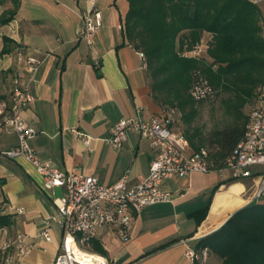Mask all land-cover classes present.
Instances as JSON below:
<instances>
[{
  "label": "crops",
  "instance_id": "obj_1",
  "mask_svg": "<svg viewBox=\"0 0 264 264\" xmlns=\"http://www.w3.org/2000/svg\"><path fill=\"white\" fill-rule=\"evenodd\" d=\"M9 5L7 0L0 9ZM94 5L102 24L89 45L79 36L89 0H19L12 34L0 37V101L9 99L15 49L22 47L38 60L34 72H21L22 84L32 95L22 116L36 131L31 142L37 154L65 171L95 175L104 184L128 173L133 184L148 173L155 150L134 131L114 149L108 142L110 129L122 116L138 112L146 118L162 108L150 92L145 55L124 36L127 0H94ZM256 5L264 15V0ZM76 131L91 136L90 150ZM16 144V133L0 127V264H53L63 234L61 216L34 165L5 154ZM261 169L253 166L250 176L239 178L227 169L167 180L163 188L183 195L146 205L134 216L127 241L101 227L93 242L104 255L92 244L89 249L108 264H193L187 249L252 201ZM54 192L61 195L63 188ZM46 227L50 240L40 236ZM17 233L33 243L23 256L14 245L5 247ZM201 264L219 260L209 255Z\"/></svg>",
  "mask_w": 264,
  "mask_h": 264
},
{
  "label": "trees",
  "instance_id": "obj_2",
  "mask_svg": "<svg viewBox=\"0 0 264 264\" xmlns=\"http://www.w3.org/2000/svg\"><path fill=\"white\" fill-rule=\"evenodd\" d=\"M6 1L0 0V8ZM9 1L8 7L0 9V25L16 14L19 0ZM127 2L122 20L124 36L145 55L153 99L162 110L171 108L175 112L176 108L185 128L173 129L186 136L192 150L207 148L215 169L224 168L244 133L249 114L243 107L255 96L256 88L264 85V15L249 0ZM199 42L205 44L201 57L182 55ZM198 75L208 80L213 94L226 95L222 101L233 115L230 122L208 133L193 124L202 100L193 99L189 87ZM172 120L173 124L174 117ZM91 246L104 255L95 242ZM204 248L219 264H264V201L249 202L230 214L220 227L199 238L194 249Z\"/></svg>",
  "mask_w": 264,
  "mask_h": 264
},
{
  "label": "built area",
  "instance_id": "obj_3",
  "mask_svg": "<svg viewBox=\"0 0 264 264\" xmlns=\"http://www.w3.org/2000/svg\"><path fill=\"white\" fill-rule=\"evenodd\" d=\"M258 4L260 0H249ZM1 13V11H0ZM101 12L89 0L88 9L82 15L79 36L92 45L101 28ZM0 27V37L12 34V21ZM205 44L197 43L191 51L182 55L201 57ZM15 74L8 100L0 101V127L11 129L17 135V144L5 152L8 157H23L34 165L43 178V187L50 191L53 203L61 216L63 228L60 248L53 264H108L105 257L93 252L88 247L92 244L101 227L116 231L121 241L130 237L133 218L146 205L172 201L183 195L181 191H170L163 188V183L174 178L188 179L192 173L230 170L232 177H247L252 174L253 166H260L259 183L254 191L252 201H264V86L258 92L257 101L252 106L243 130L242 139L238 142L233 154L227 158L226 166L215 169L213 161L208 159V149L190 150L186 136L171 126L174 111L170 109L141 117L138 112L131 116H122L110 129L108 142L114 149L122 147L127 140L128 131L139 133L148 139L155 150L149 165L148 173L140 181L130 184L128 173H124L110 184L102 183L95 175L79 171H65L48 159L40 157L32 145L35 129L22 116L23 107L32 99V95L22 84L21 72H34L38 60L16 47ZM189 94L195 100H203L213 95V89L205 77L196 76ZM87 149H91V136L76 131ZM190 186V182H187ZM62 187L63 193L55 195L54 189ZM48 227L40 236L50 240ZM14 245L17 254L23 256L33 247V243L24 234L17 233L6 241L5 247ZM187 256L192 260H207L206 248L197 251L188 248Z\"/></svg>",
  "mask_w": 264,
  "mask_h": 264
},
{
  "label": "rangeland",
  "instance_id": "obj_4",
  "mask_svg": "<svg viewBox=\"0 0 264 264\" xmlns=\"http://www.w3.org/2000/svg\"><path fill=\"white\" fill-rule=\"evenodd\" d=\"M264 86L261 85L256 88L255 96L244 105L243 111L245 114H249L252 106L256 102L258 92L260 88ZM226 97L224 94H213L211 97L198 102V114L193 120V124L199 126L202 133H208L209 131L222 127L224 124L230 122L233 118V115L229 114L225 109V104L222 99ZM174 123L171 124L172 128H176L178 130H183L185 128V124L182 121L180 116V112L175 108V112L173 113ZM190 150L191 146H190Z\"/></svg>",
  "mask_w": 264,
  "mask_h": 264
}]
</instances>
